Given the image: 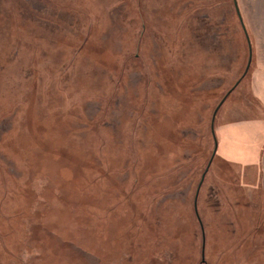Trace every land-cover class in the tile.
Here are the masks:
<instances>
[{
    "label": "rangeland",
    "instance_id": "rangeland-1",
    "mask_svg": "<svg viewBox=\"0 0 264 264\" xmlns=\"http://www.w3.org/2000/svg\"><path fill=\"white\" fill-rule=\"evenodd\" d=\"M0 264H264V0H0Z\"/></svg>",
    "mask_w": 264,
    "mask_h": 264
},
{
    "label": "trees",
    "instance_id": "trees-1",
    "mask_svg": "<svg viewBox=\"0 0 264 264\" xmlns=\"http://www.w3.org/2000/svg\"><path fill=\"white\" fill-rule=\"evenodd\" d=\"M248 67H249V65H248ZM216 113H217V111H216Z\"/></svg>",
    "mask_w": 264,
    "mask_h": 264
}]
</instances>
